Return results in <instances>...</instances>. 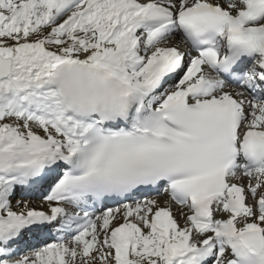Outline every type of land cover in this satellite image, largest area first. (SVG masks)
Segmentation results:
<instances>
[{
  "label": "snow or ice",
  "instance_id": "obj_1",
  "mask_svg": "<svg viewBox=\"0 0 264 264\" xmlns=\"http://www.w3.org/2000/svg\"><path fill=\"white\" fill-rule=\"evenodd\" d=\"M0 264H264V0H0Z\"/></svg>",
  "mask_w": 264,
  "mask_h": 264
}]
</instances>
